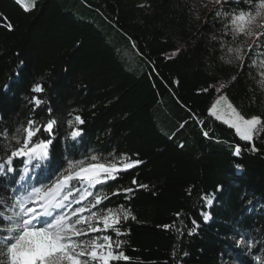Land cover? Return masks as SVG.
<instances>
[{"label":"trees","instance_id":"obj_1","mask_svg":"<svg viewBox=\"0 0 264 264\" xmlns=\"http://www.w3.org/2000/svg\"><path fill=\"white\" fill-rule=\"evenodd\" d=\"M201 3L36 0L25 11L17 0H0V128L33 115L47 119L51 107L58 118L53 164L87 150L143 161L121 183L135 176L149 187L127 200L113 197L137 217L126 222L123 250L131 259L120 264H249L253 256L233 247L234 230L264 241V133L254 141L258 151H248L234 129L208 114L223 94L246 118L264 119V93L251 78L255 67L228 63L234 56L227 53L231 36H222L226 21L210 11L214 4ZM35 82L44 84L39 95L47 104L34 114L26 97ZM219 83L226 87L217 93ZM70 114L84 120L75 149L65 139ZM236 144L239 157L232 154ZM201 193L214 194L211 206L198 199ZM202 211L210 214L207 223ZM177 212L188 228L193 219L199 224L196 233L163 227ZM255 255L264 264V248Z\"/></svg>","mask_w":264,"mask_h":264},{"label":"snow or ice","instance_id":"obj_2","mask_svg":"<svg viewBox=\"0 0 264 264\" xmlns=\"http://www.w3.org/2000/svg\"><path fill=\"white\" fill-rule=\"evenodd\" d=\"M35 2L30 0V7L25 0H17L25 11H30ZM208 3L214 4L210 11L215 17L221 22L226 21L222 36H231V44L221 43L222 48L227 44V53L234 56L228 63L239 62L237 66L241 68L245 65L257 67V59L253 56H258L261 79L257 83L264 89V0H207V3L202 0L200 6L207 7ZM230 3H236L237 7L225 9ZM241 3L245 8L240 7ZM196 18L199 19V15ZM7 27L12 30L10 23ZM225 87L224 83H219L217 93ZM3 88L7 91L9 85L5 84ZM30 91L33 95L26 99L35 114L47 104L39 95L45 91L44 84L35 82ZM223 99L221 96L209 108V116L234 129L248 146L246 150L258 151L254 141L264 133V119L260 116L246 118L231 103L227 106L229 112L218 115L217 105ZM45 115L47 119L33 115L11 129L0 128V264H120L129 261L131 258L123 250L126 241L122 237L127 231L126 222L135 221L137 217L124 204L114 205L113 197L127 200L137 188L149 187L135 176L130 185L121 183L123 174L143 161L126 153L119 157L109 153L105 157L87 150L79 158L65 153L62 162L53 164L50 147L58 118L51 107L46 108ZM66 123L70 131L65 139L71 140L70 147L75 149L83 133L78 125L84 124V120L70 114ZM203 135L207 137L208 132ZM241 152V146L236 144L232 154L239 157ZM17 160L21 161L20 168L14 165ZM37 170L42 179L36 176ZM109 182H115V186ZM221 190L222 185H218L216 191ZM192 191L188 189L187 194L191 196ZM214 198V194L204 193L198 197L207 206L212 205ZM201 216L205 223L211 218L203 211ZM191 223L192 227L188 228L183 213L177 212L173 223L163 227L174 229L178 235L191 236L199 228L194 219ZM234 231L236 234L230 237L235 241L234 249L253 256L249 264H261L262 258L255 252L264 248V241H255ZM227 255L231 256V253ZM176 259L179 256L174 248L173 260Z\"/></svg>","mask_w":264,"mask_h":264},{"label":"rangeland","instance_id":"obj_3","mask_svg":"<svg viewBox=\"0 0 264 264\" xmlns=\"http://www.w3.org/2000/svg\"><path fill=\"white\" fill-rule=\"evenodd\" d=\"M25 2L28 3L29 6L31 7L30 0H25ZM254 59H257V67H255V72H254V74L251 75V78L253 79V81L255 82V84L257 85V87L264 93V89H262V87L257 83V81H259L261 79V77L258 74V65H259L260 58L258 56H256V57H254ZM221 96H223L225 99H223L221 101V103L219 105H217V114L218 115H224L225 112H229L230 111V109H228V107H227L228 104H229V101L226 99V97L223 94L222 95H219L215 99V101L217 99H219ZM215 101H214V103H215ZM18 163L21 164V161L20 160L14 161V165L16 167H18ZM36 176L39 177V170H37ZM39 178L42 179V177H39ZM244 254H246L247 256L249 255L247 252H244ZM233 264H240V263L239 262H234Z\"/></svg>","mask_w":264,"mask_h":264}]
</instances>
